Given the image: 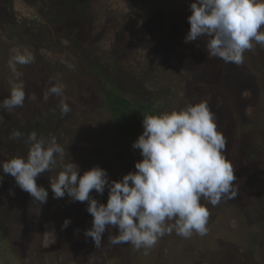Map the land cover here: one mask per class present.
<instances>
[{
	"label": "rangeland",
	"instance_id": "rangeland-1",
	"mask_svg": "<svg viewBox=\"0 0 264 264\" xmlns=\"http://www.w3.org/2000/svg\"><path fill=\"white\" fill-rule=\"evenodd\" d=\"M167 1L170 0H160V3ZM179 1L181 4L193 2ZM84 3L85 0H14L10 6L0 0L1 11L14 15L10 26L20 37L14 41L11 30L0 26V75L9 74L6 84L11 85L14 79L8 61L17 49L26 47L41 60L49 56L48 47L66 66L57 72V77L43 74L36 68V61L18 66L23 73L26 99L12 113L0 109L3 121L0 123V161L14 156L26 158L29 146L25 140L31 131L45 137L56 129L61 131V138L66 132L85 136L77 141L82 146L76 144V152L70 156L81 175L93 166H100L107 170L111 181L135 171V163L142 159L139 150L132 147L135 140L124 139L114 128L109 114L89 106L95 99L88 85L64 75L67 69L71 72L72 68L84 62L92 63L94 59V65L138 98L154 97L157 85L165 86V95L158 100L166 111L206 100L218 129L227 140L225 155L234 165L237 195L215 207L208 206L210 216L204 236L193 234L183 238L173 231L160 238L154 247L136 250L128 243L112 245L108 236L118 234V229L109 228L103 234L100 247H95L93 239L84 235L93 220L87 211V202H73L67 195L54 198L41 174L37 184L48 188L49 194L47 201L40 204L0 168L3 176L0 264H264V46L256 44L252 51H246L241 65L226 64L219 58H208L207 37L185 42L190 29V11L183 19L179 17L188 29L183 35L172 37L157 26L146 28L138 13L147 18L153 13L148 10L151 6L144 2L136 13L123 0H98L96 7H87ZM178 9L182 7L179 5ZM93 10L98 13L96 22L89 21ZM120 12L130 16L121 41L132 51L127 61L117 66L116 60L102 57H110L109 50L115 45L118 29L107 32L99 23L107 21L103 18L106 14ZM26 21L36 22L33 28L41 25L45 30L41 33L50 30L49 42L39 44L24 39L28 34ZM95 42L100 47L101 58L97 49L91 51L86 46ZM159 42L161 49H158ZM152 66L160 67L161 73L156 71L151 76ZM50 79L66 86L63 98L71 107L66 116L60 114L61 97L53 95L44 99L51 86ZM9 90H0V102L9 96ZM15 130H20L22 137L9 139ZM90 195L106 204L108 188L103 195L95 190ZM65 219L71 221L67 228L63 227Z\"/></svg>",
	"mask_w": 264,
	"mask_h": 264
},
{
	"label": "clouds",
	"instance_id": "clouds-1",
	"mask_svg": "<svg viewBox=\"0 0 264 264\" xmlns=\"http://www.w3.org/2000/svg\"><path fill=\"white\" fill-rule=\"evenodd\" d=\"M190 8V29L185 42L207 37L208 58L241 65L246 51H252L256 44L264 46L261 30L264 0H193ZM34 61V54L26 47L17 49L10 57L8 67L14 79L0 109L12 113L23 106L26 91L18 66ZM50 84L44 99L61 97L60 114L68 115L71 107L63 98L66 86L51 79ZM142 125L143 132L132 145L142 159L135 163V171L120 180L110 181L107 170L100 166H93L81 175L75 162H64L65 148L55 136L50 139L38 136L35 130L25 140L29 146L27 157L0 161V168L15 178L21 190L43 204L49 193L37 184V177L59 166L58 174L50 177L54 198L67 195L73 202H87L93 220L84 235L93 239L95 247H100L109 228L118 229V234L108 236L112 245L128 243L136 250L154 247L160 238L173 231L183 238L206 235L208 206L215 207L237 195L234 165L225 155L227 140L218 129L208 102L202 100L143 115ZM22 135L15 130L9 139L18 140ZM106 186V204L90 195L93 190L103 195ZM70 223L65 219L63 227Z\"/></svg>",
	"mask_w": 264,
	"mask_h": 264
},
{
	"label": "trees",
	"instance_id": "trees-1",
	"mask_svg": "<svg viewBox=\"0 0 264 264\" xmlns=\"http://www.w3.org/2000/svg\"><path fill=\"white\" fill-rule=\"evenodd\" d=\"M7 4L10 6L14 5V0H5ZM127 3H129V8L131 12L136 13L138 6L141 4V2H144V4H148L151 7H149L148 10H151L153 14H151L150 18L145 17L144 15L139 16L142 19L144 25L146 28L151 27H158V29H161V32L165 33V31H168L172 37L176 36L175 34L182 35L185 33L186 29H188V26L184 25V21L180 20L179 17H183L188 14V12L191 10L189 9V3L187 4H181L179 0H170L166 3H160V0H123ZM98 3V0H85L84 5L87 7L94 6L96 7V4ZM182 7V10L178 9V6ZM176 8V9H175ZM93 15H91V21H98V13L96 11H91ZM130 13V12H129ZM174 15V17H171ZM190 14V13H189ZM104 15V14H103ZM178 17V18H177ZM14 15L11 13H6L4 11H1L0 9V26L6 28L8 31L11 30L12 39L14 41L19 40L18 34L15 32V28L10 26L12 23ZM106 22H100V28L106 29V31L111 32V30L118 29L115 38L116 42L115 45L110 48V57L107 55L106 51L104 50L103 53L107 56H103L102 58H106L112 61L116 60V65L119 66L122 62L127 61L126 59L129 57L131 50V47L127 49L125 46L126 43L122 42L121 39L125 37V31L127 29V22L130 19V16L124 12H120L118 14H106L103 16ZM162 18V19H161ZM155 22H152L153 20ZM36 22L31 23L25 22L24 26L27 27L28 32L27 36L24 37L28 42L36 41L39 44H47L48 37H50L51 31H46L47 33H41V31H45L42 26L38 28H33L35 26ZM103 23V24H102ZM154 23V24H153ZM190 25V24H189ZM48 36V37H47ZM171 38V37H170ZM200 41V40H198ZM37 43V44H38ZM157 44V43H156ZM155 44V45H156ZM198 44V43H197ZM86 46L92 51L93 49H97V54H100L101 58V52L100 47L98 45V42L92 43V44H86ZM162 45L159 42L158 49H161ZM47 51L50 52L48 57H45L44 59L37 60V57H35V61L37 64L38 69L42 70L43 74L49 75V76H56L57 72H61L64 70L66 66L64 64H61V60H59V56H56V52L53 49L46 48ZM203 50V49H201ZM112 56V57H111ZM55 59H58L57 61H54ZM80 59H82L81 56H79ZM114 58V59H113ZM34 61V62H35ZM85 64L82 66H78L77 68H72L73 70L71 72H68V69L64 75L72 76L75 79H78L80 82H84L86 85H88L91 90L93 91L94 95V101L89 103L90 107L96 108L98 110L105 111L106 114L110 115V119L114 125V128L118 131V133L124 138L128 140H136L138 139L139 135L143 132V115L148 114H156L158 112L166 111L165 107L161 103L159 98H161L163 95H165V86H159L157 85L156 91L154 94V97H151L149 99H142L134 96V94L124 87L121 84H117L114 77H111L106 73L103 69L99 68L98 66L94 65L95 60L92 59L91 62H84ZM157 71V73H161L160 67H154L152 66L151 71L149 72L151 76H153ZM9 83V74L4 73L0 75V90L2 88H7V90L11 89ZM168 88V87H167ZM166 88V89H167ZM130 91V92H129ZM10 92V90H9ZM166 92L171 93V89H167ZM93 105V106H92ZM221 124V123H220ZM61 131L56 130L53 132L51 136H45L46 138H51L55 136L58 139V142L62 144V146L65 148V158L64 162L69 163L71 162L70 156L73 155V153L76 152L77 146L76 144H80L77 141H80L79 139L82 137V139L85 138L83 134L78 133H65L63 138L60 136ZM88 135H90L92 132L89 130L87 131ZM89 137V136H88ZM87 138V137H86ZM82 144V142H81ZM80 144V146H82ZM69 148V149H68ZM60 167L57 166L50 172L43 173V178L45 181V184H47V187L51 189L50 187V177H55L58 172L60 171ZM47 188V189H48Z\"/></svg>",
	"mask_w": 264,
	"mask_h": 264
}]
</instances>
